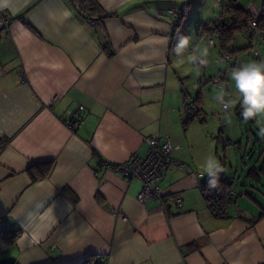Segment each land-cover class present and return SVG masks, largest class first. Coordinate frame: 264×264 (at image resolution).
<instances>
[{"label": "crops", "instance_id": "crops-1", "mask_svg": "<svg viewBox=\"0 0 264 264\" xmlns=\"http://www.w3.org/2000/svg\"><path fill=\"white\" fill-rule=\"evenodd\" d=\"M96 1L113 14L99 25L68 0H8L0 8L12 18L0 36V263L264 264V217L255 221L260 213L234 202L216 217L203 197L209 143L187 116L185 92L195 79L185 81L173 44L185 5L205 6ZM184 36L191 44L208 38L197 26ZM225 81L224 72L220 85ZM67 110L78 112L75 127L65 123ZM158 136L169 137L185 168H167L161 200L141 204V182L103 162L143 156ZM47 162L49 175L33 182L28 168ZM241 197L264 211L247 190Z\"/></svg>", "mask_w": 264, "mask_h": 264}, {"label": "rangeland", "instance_id": "rangeland-1", "mask_svg": "<svg viewBox=\"0 0 264 264\" xmlns=\"http://www.w3.org/2000/svg\"><path fill=\"white\" fill-rule=\"evenodd\" d=\"M199 2L205 7H201L198 10L200 6L198 7L197 3L195 4L194 1H191L189 5H185V9L181 10L184 16L179 32L182 35H194L197 23L208 24L217 19L220 11L218 0H200ZM238 3L237 5L241 8H245V6L251 3L260 4L252 0H238ZM211 5H214V7ZM178 36L175 38V44ZM210 40L213 41L214 46L209 52V63L204 67V85H201V68L197 69L194 67L188 62L187 57L192 53L193 46H202ZM175 44H173V47ZM248 44H250L249 40L245 36L238 34L231 45L235 49H246ZM218 45L217 39L214 37H208L199 44L190 43L182 58L181 74L185 78V81L189 79L191 84H193L195 79V86L190 91L187 89L185 92L187 104L188 106L198 108L199 113L203 115L202 117L195 116L189 118V121L199 123L196 125L198 130L202 133L203 140L209 143L207 152L210 157L206 158V162L209 160L218 162L223 168V171L219 174V179L234 178L237 186H240L245 193L247 190L249 194L264 206V177H262L261 184L251 183V180L247 178L248 172L255 165L258 157L264 160V138L257 135L258 128L254 121L245 123L240 116L239 96L235 92L233 82L230 80L232 68H226V64H218ZM239 60L242 64L252 61L248 59L245 53L239 56ZM197 71L200 72L199 76L196 75ZM224 72L226 81L222 86L211 82V79L217 74ZM221 87L225 95L229 93L233 95L230 99L235 103L228 113L215 117L213 116L214 113H218L220 108L214 102L213 97ZM229 119L231 120V124L227 122ZM205 177L208 179L207 176ZM234 203L253 215H258L262 209L256 208V205L248 197H236Z\"/></svg>", "mask_w": 264, "mask_h": 264}, {"label": "built area", "instance_id": "built-area-1", "mask_svg": "<svg viewBox=\"0 0 264 264\" xmlns=\"http://www.w3.org/2000/svg\"><path fill=\"white\" fill-rule=\"evenodd\" d=\"M224 1L226 0H218L220 3L218 17L223 16L225 13L223 8ZM230 6H235V3L230 1ZM242 10L246 13L247 18L244 23L236 26L238 31L235 34L243 35L249 40L251 46L246 52H244L247 57L251 58L252 61H264V1L260 4L251 3L248 6H245V8L243 7ZM170 14V24L177 25L180 19L179 14L174 10H171ZM90 23L91 25H94L93 22ZM10 24L11 16L0 12V36H6ZM201 36L206 38L209 36L218 38V32H211L209 34L204 33ZM209 42L213 41L210 40ZM239 56L240 55L235 54L233 50H230L219 54L217 61L220 64H226L227 68H235L241 65L239 62ZM201 76V85H203V68H201ZM223 76L224 73H219L211 79V82L215 85H219L222 82ZM230 97L231 96H228V98ZM220 112L222 114L224 113L221 110ZM187 113L190 118L202 115L199 113V109L195 106H187ZM66 116L65 123L67 126L72 128L78 125V112L67 110ZM214 116L219 117V114H215ZM173 151L174 147L169 137H150L148 139V147L145 155H133L126 162L118 164L103 162V166L107 169L114 170L117 174H120L128 180L140 181L141 189L137 195V200L139 203L144 204L151 199L161 200L162 190L160 188V181L167 168H185V165L174 157ZM239 195H244V192L241 189H232L228 192V196L231 199H235ZM173 203L176 206H180L181 200L175 197Z\"/></svg>", "mask_w": 264, "mask_h": 264}, {"label": "trees", "instance_id": "trees-1", "mask_svg": "<svg viewBox=\"0 0 264 264\" xmlns=\"http://www.w3.org/2000/svg\"><path fill=\"white\" fill-rule=\"evenodd\" d=\"M69 4L75 9L77 14L83 19L93 22L94 24H100L105 18L112 17L113 14L106 13L102 10L96 0H68ZM230 1L235 3V6H230ZM224 10L225 13L223 16L217 17L214 22L210 24H198L197 30L199 31V36L204 33L218 32V41H219V53H225L230 50L237 55H241V53L246 52L251 44H248L246 49H235L233 45H231L235 39V33H237L238 28L236 26L246 21L247 15L237 5L236 0H226L224 1ZM12 20V18H11ZM106 48L108 43L105 42ZM112 54V53H109ZM187 107V105H185ZM188 116V115H187ZM189 117V116H188ZM190 118V117H189ZM249 122V121H248ZM53 167L52 162H47L43 164H35L28 168L27 172L31 177L33 182L39 181L41 179L46 178L51 172ZM262 177H264V162H262L261 167L258 172H254L253 169L248 172L247 178L256 184H261ZM234 180L228 181L225 178H221L218 181V185L216 188L209 189L208 184L202 187L203 197L207 203V206L211 213L216 217L223 216L224 211L234 202V199L228 196V192L232 190L235 186ZM240 187V186H239ZM255 200L253 197H251ZM264 217V211L260 212L255 221ZM16 238L12 236L10 239V243H13ZM93 258H86L82 264H104V262H100L97 259L95 263H93ZM0 264H15V262H4Z\"/></svg>", "mask_w": 264, "mask_h": 264}, {"label": "clouds", "instance_id": "clouds-1", "mask_svg": "<svg viewBox=\"0 0 264 264\" xmlns=\"http://www.w3.org/2000/svg\"><path fill=\"white\" fill-rule=\"evenodd\" d=\"M8 0H0V8L7 7ZM190 38L180 35L177 38L173 52L177 58H183L185 51L189 48ZM213 42L197 45L187 60L197 69L208 65V57ZM199 76L200 72L197 71ZM230 80L233 82L235 92L239 96L240 116L243 122L254 121L257 125V135L264 138V61H251L235 67L230 72ZM214 102L225 114L234 107V101L226 99L225 92L221 87L215 96ZM231 124V120L227 121ZM223 168L218 162L209 160L201 171L200 178L208 177V188H216L219 174Z\"/></svg>", "mask_w": 264, "mask_h": 264}]
</instances>
